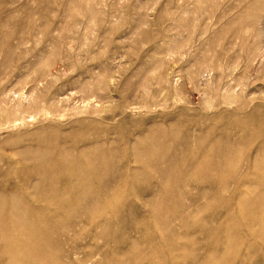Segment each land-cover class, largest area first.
Returning a JSON list of instances; mask_svg holds the SVG:
<instances>
[{
  "label": "rangeland",
  "instance_id": "374dc122",
  "mask_svg": "<svg viewBox=\"0 0 264 264\" xmlns=\"http://www.w3.org/2000/svg\"><path fill=\"white\" fill-rule=\"evenodd\" d=\"M262 163L264 0H0V197L94 176L0 264H264Z\"/></svg>",
  "mask_w": 264,
  "mask_h": 264
},
{
  "label": "bare ground",
  "instance_id": "6f19581e",
  "mask_svg": "<svg viewBox=\"0 0 264 264\" xmlns=\"http://www.w3.org/2000/svg\"><path fill=\"white\" fill-rule=\"evenodd\" d=\"M98 146V145H97ZM93 148V146H92ZM91 148V149H92ZM95 149V148H94ZM87 150V149H86ZM98 150V149H97ZM142 150V149H141ZM95 153V150H93ZM47 152V150H46ZM83 152V151H82ZM81 151H79V153L82 154ZM98 153H101L100 150L96 151ZM40 153V152H39ZM103 153V152H102ZM106 153V152H104ZM47 154V153H46ZM89 155L91 153H88ZM138 154H143L142 152H139ZM38 155V154H37ZM40 155V154H39ZM93 155V154H92ZM96 155V153H95ZM99 157V154H97ZM101 156L104 154H100ZM75 156V155H74ZM85 156V153H84ZM94 156V155H93ZM106 156V155H104ZM81 157V156H80ZM92 157V156H91ZM77 158V157H76ZM82 158V157H81ZM84 158V157H83ZM86 159L88 157H85ZM101 158V157H100ZM104 158V157H103ZM103 158L99 159V161H101ZM69 159V158H68ZM85 159V160H86ZM93 159V158H92ZM97 159V160H98ZM91 160V158H90ZM95 160V159H94ZM57 161V160H56ZM80 161V160H79ZM88 161V160H87ZM93 161V160H92ZM104 161V160H102ZM86 162V161H84ZM83 162V163H84ZM96 162V161H95ZM257 162V161H256ZM88 163V162H87ZM93 163V162H91ZM97 163V162H96ZM99 163V162H98ZM97 163V164H98ZM101 163V162H100ZM66 164V163H65ZM90 164V163H88ZM97 164H95L97 166ZM263 164V163H262ZM59 165V164H58ZM57 165V166H58ZM85 165V164H84ZM264 165V164H263ZM262 165V167H263ZM54 166V165H53ZM60 166L62 167V164H60ZM83 166V165H82ZM261 166V163L260 165ZM65 166L63 167V170L59 169H46L43 173L46 176V178L48 177V179H46V181H44V184H46V186L49 185V187L47 188V192H46V199L45 202L42 204L44 206L42 207H37L35 205V208L28 202H26L25 200H23V198H21L20 196H16L15 194L12 195H4L2 197H0V215L4 216L3 220L0 222V228H4L5 230H8L10 228L13 227H19V228H24L27 229L30 225L29 223V219L27 218L26 214L30 213L31 211H34L35 214L38 216L39 214H44V211H49L52 212V210H54L53 212H57V211H61V210H66V209H70L73 210L74 208L76 209V204L77 201L83 197L84 195L91 193L89 186L87 185V182L89 181V179L91 180L92 177H94L93 175H89V174H84L82 176H79V174L77 176H75L76 173H74V171L71 170H65L64 169ZM82 167H80L81 169ZM88 168V167H87ZM260 168V167H259ZM40 169V168H39ZM86 169V167H85ZM94 169V168H93ZM97 169V168H96ZM264 169V168H262ZM81 171V170H80ZM79 171V173H80ZM263 171V170H262ZM87 172V171H86ZM90 172V170H89ZM224 172V171H223ZM41 173V172H40ZM85 173V171H84ZM92 173V172H91ZM264 173V172H263ZM42 174V173H41ZM55 174V175H53ZM81 175V174H80ZM218 175V174H217ZM53 178H52V177ZM249 175H247L246 177H248ZM41 182V180H40ZM90 183V182H89ZM39 184V183H38ZM36 184V188H39L38 185ZM56 184H59V188L56 186ZM55 185V186H52ZM118 186V185H117ZM91 187V186H90ZM112 187V186H111ZM119 187V186H118ZM99 189V188H98ZM121 189V188H120ZM113 190H114V195L115 193L117 195H119L120 193H117L118 190L116 187H114L112 189V195H113ZM120 191V190H119ZM124 191V190H123ZM95 192V191H94ZM98 192V191H97ZM108 192V193H109ZM121 192V191H120ZM104 192L99 191L98 193H95L96 196H98V198H96V200H92L88 206L86 207V209H84V211L86 212H92L96 209H99L101 206V203L103 202L102 199H107L110 196H107V192L106 195L104 193V195H102ZM93 195V194H90ZM102 195V196H101ZM111 195V194H110ZM116 195V196H117ZM43 196V195H42ZM88 195H86L87 197ZM37 197V196H36ZM45 197V196H44ZM90 197V196H88ZM94 197V196H93ZM40 198V197H39ZM85 198V196H84ZM44 199V198H43ZM85 199H89V198H85ZM95 199V197H94ZM104 199V200H105ZM40 200V199H38ZM102 201V202H101ZM38 202V201H37ZM87 202V201H86ZM39 203V202H38ZM37 205H41V204H37ZM87 205V204H86ZM76 206V207H75ZM73 208V209H72ZM34 209V210H33ZM85 212V213H86ZM32 214V213H31ZM44 217V216H43ZM33 218V217H32ZM31 219V218H30ZM36 218H34L35 220ZM27 220V222H26ZM33 220V219H32ZM33 220V221H34ZM39 220V219H38ZM46 220V219H45ZM37 221V220H36ZM53 221V220H52ZM62 220L56 219V222L59 223ZM47 222V221H46ZM64 222V220L62 221ZM35 222H33L34 224ZM38 223V222H37ZM42 223V222H41ZM53 224V222L50 223V221H48L46 223V226L48 227L49 224ZM32 224V223H31ZM43 225L45 224L42 223ZM70 224V223H69ZM72 224V222H71ZM38 225V224H37ZM63 225V224H62ZM45 226V225H44ZM45 226V227H46ZM46 227V228H47ZM52 228V227H51ZM15 229V228H14ZM1 232V230H0ZM42 234V233H41ZM40 234V235H41ZM5 235V234H4ZM17 235V234H16ZM14 236V235H13ZM12 236V237H13ZM40 237V236H39ZM43 237L42 240H40L39 246L41 248H43V244L46 243V240L48 239V235L45 236H41ZM6 239L5 244L7 246V248H10L11 250L14 251V254H11L10 256H8V260H6V264H40L39 262L41 261L42 263H46V259L49 258L48 254H45L44 251L39 252V255H36L34 250H36V248L33 247V245L30 248V250H28V252L23 253V251H21L20 249H16L18 247H20L19 245L21 244V241L25 240L24 236L23 238L19 237L20 239H15L13 238H9V237H4ZM35 238V237H34ZM28 240V238H27ZM26 240V241H27ZM45 240V241H44ZM37 241V240H36ZM34 242V241H33ZM23 246L24 245H30L27 242H22ZM52 243V242H51ZM59 243V242H57ZM37 244V242H36ZM34 248V249H33ZM28 249V248H27ZM26 249V250H27ZM12 251H10L11 253ZM5 256L4 253H2ZM41 258V259H39ZM147 258V257H146ZM152 260V257H150ZM149 259V258H148ZM154 260V259H153ZM23 261V262H22ZM149 262V261H148Z\"/></svg>",
  "mask_w": 264,
  "mask_h": 264
}]
</instances>
